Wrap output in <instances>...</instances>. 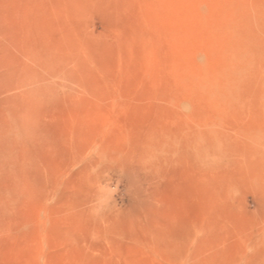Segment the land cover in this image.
I'll list each match as a JSON object with an SVG mask.
<instances>
[{
    "label": "rangeland",
    "instance_id": "obj_1",
    "mask_svg": "<svg viewBox=\"0 0 264 264\" xmlns=\"http://www.w3.org/2000/svg\"><path fill=\"white\" fill-rule=\"evenodd\" d=\"M0 264H264V0H0Z\"/></svg>",
    "mask_w": 264,
    "mask_h": 264
}]
</instances>
